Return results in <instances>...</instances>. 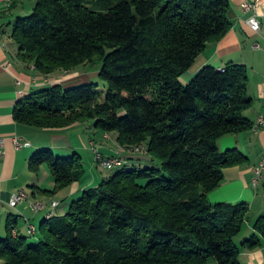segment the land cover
<instances>
[{
  "label": "trees",
  "instance_id": "16d2710c",
  "mask_svg": "<svg viewBox=\"0 0 264 264\" xmlns=\"http://www.w3.org/2000/svg\"><path fill=\"white\" fill-rule=\"evenodd\" d=\"M229 9V0H37L15 21L11 38L42 75L102 62L100 84L33 92L17 102L15 122L58 131L93 121L96 133L116 134L119 148L149 160L108 158L121 166L42 223L35 245L9 223L3 264H240L242 252L264 246V213L237 246L248 205L208 200L223 170L247 160L218 148L253 129L244 116L247 68L204 67L181 82L207 44L229 32ZM59 157L43 150L28 164L34 174L48 167L52 195L85 175L79 153Z\"/></svg>",
  "mask_w": 264,
  "mask_h": 264
},
{
  "label": "crops",
  "instance_id": "0c3cea01",
  "mask_svg": "<svg viewBox=\"0 0 264 264\" xmlns=\"http://www.w3.org/2000/svg\"><path fill=\"white\" fill-rule=\"evenodd\" d=\"M31 1L20 0L9 9L0 5V136L5 139V154L0 158V238L7 236L10 223L15 235L27 240L31 236H38V228L46 220L64 215L70 202L96 183V178L83 180L81 184H74L55 195L49 194L47 191L53 190L54 182L50 175H46L44 167L37 174L29 170V160L36 153L50 150L56 156H69L84 151L93 155V144L103 159L122 156L128 163L149 160L147 156L132 154L119 148L116 134L91 135L89 125L85 127L87 123L67 130L49 131L15 122L13 112L17 102L31 93L55 85L68 88L87 81L75 69L45 76L36 71L32 64L23 61L19 46L11 38V33L18 18L31 14L35 5H31ZM253 1L256 0H229V32L219 42L208 43L186 73L189 78L185 79V75L181 78L184 84L204 67L218 70L229 63L247 68V95L252 103L244 116L252 123L253 129L225 136L218 141L220 151L236 150L247 160L243 165L225 168L222 184L208 196L211 204L248 205V220L243 227L244 234L242 230L241 235L235 239L239 241V244L235 241L237 246L254 233L252 224L264 213V170L258 184L253 186L255 168L264 158V127L255 128L258 119L264 118V15L259 16L261 29L255 34L246 24L251 13H244L242 9L243 3ZM110 136L111 140H107ZM13 138H19L21 144L29 145L17 148ZM21 190L27 194V200L11 208L8 204L11 195ZM63 199L67 204L61 209L60 200ZM55 202L57 206L53 207ZM35 203L41 204L42 208L33 210L31 205ZM30 226L35 228L34 234L29 231ZM239 262L264 264V246L254 251L242 252ZM208 264L218 263L210 261Z\"/></svg>",
  "mask_w": 264,
  "mask_h": 264
},
{
  "label": "built area",
  "instance_id": "2783aa9c",
  "mask_svg": "<svg viewBox=\"0 0 264 264\" xmlns=\"http://www.w3.org/2000/svg\"><path fill=\"white\" fill-rule=\"evenodd\" d=\"M16 2L18 1L0 0V5L9 9ZM242 9L244 13H251L250 16L246 20V24L248 25V27L253 33L258 34L261 29V24H260V17H257V10H264V2L261 5H254V1L245 2L242 5ZM258 127H264L263 117H260L258 119L255 128H258ZM13 143L17 148L27 147L29 145L28 143L21 144L19 138H13ZM93 152L96 154V158H101V155L98 153V151L95 148H93ZM4 154H5V139L0 136V158H2ZM121 164H122L121 158H112V159L102 160V165L106 169L115 168L116 166H121ZM263 170H264V158L261 159L258 166L255 168V178L253 179V186H256L258 184V181L261 178V174ZM23 202H25V199L23 198L22 190H21L11 195L8 204L11 208H15L18 204H21ZM31 206H32V209L35 211L40 210L42 208V205L38 203L32 204ZM29 231L31 234H33V226L29 227ZM13 232H14V229H13Z\"/></svg>",
  "mask_w": 264,
  "mask_h": 264
},
{
  "label": "rangeland",
  "instance_id": "374dc122",
  "mask_svg": "<svg viewBox=\"0 0 264 264\" xmlns=\"http://www.w3.org/2000/svg\"><path fill=\"white\" fill-rule=\"evenodd\" d=\"M16 1H20V0H16ZM36 1L37 0H32L31 1V5L35 4ZM101 65H102V62L100 60H98L97 58H94V60L92 62H89V63H86L84 65L78 66V67L75 68L74 71L78 72L79 75H82L83 76L82 78L86 77L87 81H85V82L92 83V84H100L99 72H100V69H101ZM184 75H185L184 76L185 79L189 78L188 74L185 73ZM190 80L191 79H188V81L186 83H184L183 85L186 86V84H188L190 82ZM79 84H82V83H79ZM101 90H104L103 86L99 87V91H101ZM87 125H89V127L92 130L90 132L91 135L93 133H96L97 130L94 127L93 121H89L87 124H85V127H87ZM111 137L112 136L107 137L106 139L107 140H111ZM92 146L97 150L96 146H94L93 144H92ZM131 152L134 153L135 151H130L129 153H131ZM221 152H224V151H221ZM139 154L142 155L143 153H139ZM80 155L83 158V167H84V170H85V175H84L83 180L87 181V180H92L93 178L94 179L96 178V183L92 184L91 188L97 187L98 184L100 183V181L102 180V178L109 177L110 175H112L115 172V170H108V169L104 168L101 164L98 165L96 163V161H95L94 154L92 155V154H89V153H85L83 151V152L80 153ZM56 157L57 158H61V157H59V155H57ZM43 167L45 169L44 171L46 172V175H50L48 167L46 165H44ZM81 195H82V193H80L79 196L75 197L73 200H76V199L80 198ZM60 204H61L60 208L64 209L65 206H66L65 204H67V203L65 202V199H63V200H60ZM39 229H40V227L38 228V231H39ZM243 234H244V230H243ZM38 237L39 236H37V237H33V236L29 237V239L27 240L28 245H35L38 242V240H37ZM235 241L237 242V244H239L238 240H235ZM0 264H3V262L0 261Z\"/></svg>",
  "mask_w": 264,
  "mask_h": 264
},
{
  "label": "bare ground",
  "instance_id": "6f19581e",
  "mask_svg": "<svg viewBox=\"0 0 264 264\" xmlns=\"http://www.w3.org/2000/svg\"><path fill=\"white\" fill-rule=\"evenodd\" d=\"M264 2V0H256L255 2H254V5H261L262 3ZM262 15H264V10H257V17H259V16H262ZM219 71H221V72H224V69L223 68H220V69H218ZM102 158H96V160L98 161V160H101ZM116 167H118V166H116ZM115 167V168H116ZM109 169H113V168H109ZM22 195H23V198L25 199V200H27V194L25 193V192H22ZM55 206H57V203L55 202V203H53V207H55ZM12 233L13 234H15V232H13V230H12ZM35 233V228L33 227V234Z\"/></svg>",
  "mask_w": 264,
  "mask_h": 264
}]
</instances>
